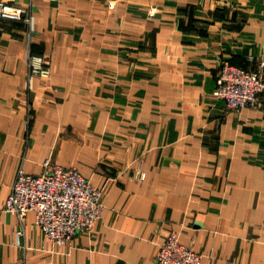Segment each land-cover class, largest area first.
<instances>
[{"label":"crops","instance_id":"crops-1","mask_svg":"<svg viewBox=\"0 0 264 264\" xmlns=\"http://www.w3.org/2000/svg\"><path fill=\"white\" fill-rule=\"evenodd\" d=\"M8 1L27 14L0 19V208L45 159L103 194L63 246L1 212L0 264H154L171 231L201 264H264V101L212 96L224 61L264 65V0Z\"/></svg>","mask_w":264,"mask_h":264},{"label":"built area","instance_id":"built-area-1","mask_svg":"<svg viewBox=\"0 0 264 264\" xmlns=\"http://www.w3.org/2000/svg\"><path fill=\"white\" fill-rule=\"evenodd\" d=\"M27 11L8 0H0V19L20 21ZM51 59L48 55L29 53L28 74L47 78ZM226 110L239 112L256 108L264 101V65L244 69L228 61L221 63L212 92ZM136 177L143 179V173ZM102 190L93 186L74 167H64L45 159L41 172L27 174L19 169L1 212L14 214L21 223L29 212L42 235L57 246L69 243L80 233L89 234L102 212ZM201 256L178 242L176 232H169L159 245L154 264H200Z\"/></svg>","mask_w":264,"mask_h":264},{"label":"rangeland","instance_id":"rangeland-1","mask_svg":"<svg viewBox=\"0 0 264 264\" xmlns=\"http://www.w3.org/2000/svg\"><path fill=\"white\" fill-rule=\"evenodd\" d=\"M258 107V106H257ZM225 109V108H224ZM244 109V108H243ZM253 109V108H252ZM225 111H228V110H226L225 109ZM241 111V110H240ZM229 112H231V111H229ZM232 113H235V112H232ZM236 113H238V112H236ZM178 242H179V239H178ZM180 243V242H179ZM181 244V243H180ZM181 245H183V244H181ZM183 246H185V245H183ZM159 247V246H158ZM185 247H188V246H185ZM188 248H191V247H188ZM192 249V248H191ZM158 250V249H157ZM193 250V249H192ZM194 251V250H193ZM196 252V251H195ZM157 253V252H156ZM197 253V252H196ZM199 254V253H198ZM200 255V254H199ZM200 264H201V258H200Z\"/></svg>","mask_w":264,"mask_h":264}]
</instances>
